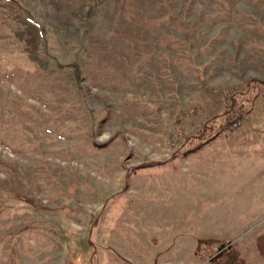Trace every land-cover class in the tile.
I'll return each instance as SVG.
<instances>
[{
	"label": "rangeland",
	"instance_id": "374dc122",
	"mask_svg": "<svg viewBox=\"0 0 264 264\" xmlns=\"http://www.w3.org/2000/svg\"><path fill=\"white\" fill-rule=\"evenodd\" d=\"M0 264H264V0H0Z\"/></svg>",
	"mask_w": 264,
	"mask_h": 264
},
{
	"label": "trees",
	"instance_id": "16d2710c",
	"mask_svg": "<svg viewBox=\"0 0 264 264\" xmlns=\"http://www.w3.org/2000/svg\"><path fill=\"white\" fill-rule=\"evenodd\" d=\"M174 1L180 2V4H181V2H184L185 0H174ZM168 9H169V11L171 13H176V14L178 13V11L181 10V8L179 6L176 7L175 5L174 6L173 5H169ZM235 101H236V98L233 96L231 98V102L234 103ZM226 112H229V109ZM211 129L212 128L210 126H209V128H205V131L202 134V135H204L203 137H206L208 135V131H210Z\"/></svg>",
	"mask_w": 264,
	"mask_h": 264
},
{
	"label": "built area",
	"instance_id": "2783aa9c",
	"mask_svg": "<svg viewBox=\"0 0 264 264\" xmlns=\"http://www.w3.org/2000/svg\"><path fill=\"white\" fill-rule=\"evenodd\" d=\"M237 123H238V122H233L232 125H233V126H237Z\"/></svg>",
	"mask_w": 264,
	"mask_h": 264
}]
</instances>
